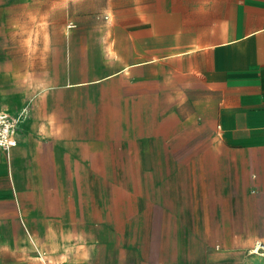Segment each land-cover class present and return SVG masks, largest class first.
<instances>
[{
    "label": "rangeland",
    "instance_id": "374dc122",
    "mask_svg": "<svg viewBox=\"0 0 264 264\" xmlns=\"http://www.w3.org/2000/svg\"><path fill=\"white\" fill-rule=\"evenodd\" d=\"M170 4L0 0V110L63 161L4 174L0 264H264V207L208 179L204 94L171 85Z\"/></svg>",
    "mask_w": 264,
    "mask_h": 264
},
{
    "label": "crops",
    "instance_id": "0c3cea01",
    "mask_svg": "<svg viewBox=\"0 0 264 264\" xmlns=\"http://www.w3.org/2000/svg\"><path fill=\"white\" fill-rule=\"evenodd\" d=\"M170 13L166 58L171 85L179 92H202V117L212 118L205 140L213 148L202 153L211 158L208 179L219 186L233 182L234 188H253L256 204L264 207V0H171ZM22 131L18 129L8 158L0 150V206L10 202L4 174L13 167L17 178L20 171L28 174L35 167L38 172L50 165L63 171L59 156L50 160L48 146L35 145L46 148L35 155L27 142L31 134L23 136ZM168 154L169 160L160 159L155 172L163 166L166 173L173 172L177 161L172 154H177ZM174 181L169 177L166 188H160L161 193L168 191L164 195L170 203ZM58 186L64 196L65 189Z\"/></svg>",
    "mask_w": 264,
    "mask_h": 264
},
{
    "label": "built area",
    "instance_id": "2783aa9c",
    "mask_svg": "<svg viewBox=\"0 0 264 264\" xmlns=\"http://www.w3.org/2000/svg\"><path fill=\"white\" fill-rule=\"evenodd\" d=\"M21 122L20 114H10L0 110V150H2L7 156H9L10 151L17 144L16 134ZM251 253L264 258V242H256ZM39 256L41 257V263L51 264L49 261L44 260L45 257L43 254L39 253Z\"/></svg>",
    "mask_w": 264,
    "mask_h": 264
}]
</instances>
